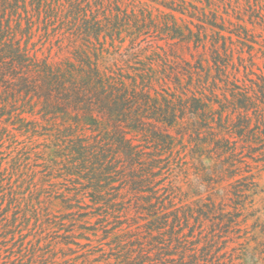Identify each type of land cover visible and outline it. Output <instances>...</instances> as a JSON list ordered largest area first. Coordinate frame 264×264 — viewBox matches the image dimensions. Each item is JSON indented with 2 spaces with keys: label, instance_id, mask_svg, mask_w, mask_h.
<instances>
[{
  "label": "rangeland",
  "instance_id": "obj_1",
  "mask_svg": "<svg viewBox=\"0 0 264 264\" xmlns=\"http://www.w3.org/2000/svg\"><path fill=\"white\" fill-rule=\"evenodd\" d=\"M55 1L0 0V25L9 26L0 32V264H264V126L243 139L224 131L229 143L215 144L205 117L189 112L202 107L195 96L211 111L223 106L227 123L236 121L230 81L255 90L262 83L264 0H109V8H134L135 15L111 16L113 40L103 44L68 32L63 16L74 0ZM93 1L92 10L99 2ZM50 5L59 6L57 16L45 12ZM15 42L60 67L69 61L86 68L97 58L113 84L149 88L154 101L137 95L113 113L101 110L102 125L86 128L82 109L40 91H18L11 78L18 65L4 57ZM216 47L226 76L213 65ZM197 62L203 68L190 78L187 69ZM150 65L156 71L149 76ZM101 97L111 107L118 103L117 96ZM163 97L176 111L183 99L177 120L188 132L168 128L176 137L169 153L146 124L142 133L127 134L139 151L130 161L115 127L132 123V112L164 108ZM205 167L214 168L212 178ZM244 176L256 192L237 198L230 182Z\"/></svg>",
  "mask_w": 264,
  "mask_h": 264
},
{
  "label": "trees",
  "instance_id": "obj_2",
  "mask_svg": "<svg viewBox=\"0 0 264 264\" xmlns=\"http://www.w3.org/2000/svg\"><path fill=\"white\" fill-rule=\"evenodd\" d=\"M98 5H95V8L91 9V4L89 0H85V4H83V0H74L70 1V9L64 14V22L66 23L68 32L76 37H80L83 40L91 41L93 38L95 41L99 43H104L106 41V37L113 40L114 33V24L117 22H112L111 16H115L116 18L119 16V13L123 15H135L134 8H130V13H127V9H121L119 5H115L114 9L109 8V0L107 4H105V0H94ZM93 1V3H95ZM57 4V0L55 1ZM41 7L40 3L37 6L38 13L39 8ZM50 9H46L45 12L50 11L48 16H57L59 11L58 5H50ZM57 9V10H56ZM112 10L115 11V14L112 15ZM143 10H146L143 8ZM183 13V11H180ZM209 25L213 27H217L220 30L221 27H218L215 21L210 22ZM6 26V28H5ZM205 27L204 25H201ZM9 26L7 24L2 27L0 25V32H7ZM192 30L189 29V32ZM219 34V31H217ZM236 34V33H235ZM5 35V34H4ZM224 38L223 35L219 34ZM7 36V35H5ZM239 36V35H237ZM2 37H0L1 40ZM12 38V37H11ZM228 38L231 40V35H228ZM100 39H103L101 42ZM214 46V45H213ZM203 47L205 45L203 44ZM9 53L4 55L5 58H8L10 63H16L18 65L19 70L15 74L12 75L11 78L15 76L18 79V91H40V94H43L45 98H49L51 95L54 98L61 99V101L68 107H71L72 110L82 109V111L87 115L89 122L86 125L89 129L97 128L102 125V120L99 119L101 115L98 116L99 112L103 109H107L108 112L113 113L118 110V106L120 103H128L131 101L132 97H136L139 95L142 96V100L145 103L148 100L153 98L150 97L149 93L145 91H149L148 89H144L143 87L140 90H136V87H128L126 82L120 80L118 82L119 85H115L112 83L110 79H113V75L106 73L98 67L97 58L95 62L86 63V68L74 67V64L71 62H66L64 67L55 66L49 64L46 60H39V58L33 54L30 55L27 47H20L18 42L10 43ZM221 48L225 52L227 50V45L225 41L223 42ZM214 56L211 57L213 61V65L215 66V70L218 73L226 76V62H222L220 60L219 50L216 48L213 49ZM198 65H193V67L189 66L187 69V73L189 77H193L192 73H197V69L203 68L201 62H197ZM193 68V69H192ZM155 68L151 65L147 67L146 75H151V73L155 72ZM209 69L207 75H209ZM122 76V75H121ZM214 76V75H213ZM198 78V77H197ZM178 79V78H176ZM12 82V81H11ZM231 88L229 91H232L230 95L232 96L231 103V113H236V121L227 123L229 115L225 116L224 120L222 119V110H209L207 109L206 103L200 100L195 96L191 98L195 101H199V105L202 107H196L195 109L189 107V112L192 116L202 115L205 117V127L207 129V134L210 137V140L215 144L220 141H226L229 143V139L224 138L223 132L234 134V137L244 138L245 133H249L257 136V132L259 133V125L264 126V117H263V108L261 104L264 106V80L262 79V83L259 85L256 83L257 89H253L252 86L248 89L244 85H241L237 82V80L230 81ZM213 85L216 86L215 76L213 79ZM141 91V92H137ZM248 91H258L259 94L253 93L250 94ZM101 94L111 97V100L118 97V103L114 107H111L107 102L102 100ZM258 96V97H257ZM95 99L97 101H95ZM225 99H227L225 97ZM164 108L159 105H153L146 114H134L129 117L132 123H125V125H118L115 127L114 133L117 135L118 146L130 161H134L136 159V155L139 153L136 148L138 145L133 143L134 137H127L128 133L139 132L142 133L144 131V125H151L153 134L157 136L156 145L161 146L165 150L172 153L175 146L176 137L170 134L168 131L169 127H176V132L183 133L188 132L187 126H183L181 121L179 122L177 118H182L184 114V109L186 105H183V99H179V106L176 107L173 102L166 97H163ZM186 102V100H184ZM260 103V104H259ZM206 108H205V107ZM198 108L200 111H198ZM217 112L218 116L215 117L214 113ZM249 112L253 114V117L250 116ZM257 116H254L256 115ZM201 117V116H200ZM252 118H254V122L251 123ZM209 119V120H208ZM211 122H216L215 127L211 124ZM96 126V127H95ZM180 127V130H179ZM107 128V127H104ZM261 133L264 130L260 131ZM199 134L200 131H197ZM235 143V140L234 142ZM228 145L226 149L231 148V154L234 152L235 147ZM225 150V149H223ZM225 152V151H223ZM222 154L218 153L220 156ZM207 170L204 173L205 177L212 178V174L214 172V168L205 167ZM242 180H247L246 182H241ZM211 182V181H210ZM235 182V189L232 192L237 198L245 197L250 194H254L255 191V183L249 176H244L242 178L235 179L233 182H230L232 186ZM210 184V183H209ZM209 186V185H208ZM207 186V187H208ZM206 187V188H207ZM207 190V189H206ZM222 191H226L225 187H222ZM198 196V199H201V192L195 193ZM209 205L214 207V201L210 198L208 199ZM209 207L208 205H206ZM156 214V213H154Z\"/></svg>",
  "mask_w": 264,
  "mask_h": 264
}]
</instances>
